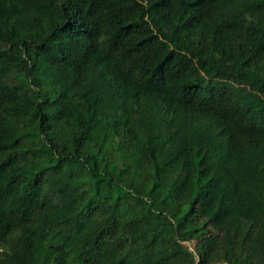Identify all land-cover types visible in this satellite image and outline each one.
<instances>
[{"label": "trees", "instance_id": "1", "mask_svg": "<svg viewBox=\"0 0 264 264\" xmlns=\"http://www.w3.org/2000/svg\"><path fill=\"white\" fill-rule=\"evenodd\" d=\"M0 264H264V0H0Z\"/></svg>", "mask_w": 264, "mask_h": 264}]
</instances>
